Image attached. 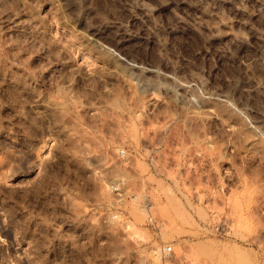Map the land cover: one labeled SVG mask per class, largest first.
<instances>
[{
	"label": "rangeland",
	"instance_id": "1",
	"mask_svg": "<svg viewBox=\"0 0 264 264\" xmlns=\"http://www.w3.org/2000/svg\"><path fill=\"white\" fill-rule=\"evenodd\" d=\"M0 264H264V0H0Z\"/></svg>",
	"mask_w": 264,
	"mask_h": 264
},
{
	"label": "built area",
	"instance_id": "2",
	"mask_svg": "<svg viewBox=\"0 0 264 264\" xmlns=\"http://www.w3.org/2000/svg\"><path fill=\"white\" fill-rule=\"evenodd\" d=\"M165 251L168 253V252H171V247H167L165 248Z\"/></svg>",
	"mask_w": 264,
	"mask_h": 264
}]
</instances>
